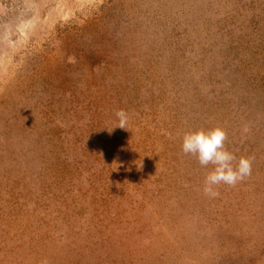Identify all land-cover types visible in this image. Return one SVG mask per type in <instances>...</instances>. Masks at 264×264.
Returning <instances> with one entry per match:
<instances>
[{
  "label": "rangeland",
  "instance_id": "1",
  "mask_svg": "<svg viewBox=\"0 0 264 264\" xmlns=\"http://www.w3.org/2000/svg\"><path fill=\"white\" fill-rule=\"evenodd\" d=\"M0 264H264V0H0Z\"/></svg>",
  "mask_w": 264,
  "mask_h": 264
}]
</instances>
